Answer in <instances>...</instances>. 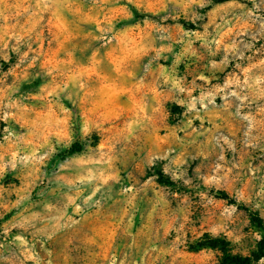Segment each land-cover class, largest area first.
I'll list each match as a JSON object with an SVG mask.
<instances>
[{"label": "rangeland", "instance_id": "1", "mask_svg": "<svg viewBox=\"0 0 264 264\" xmlns=\"http://www.w3.org/2000/svg\"><path fill=\"white\" fill-rule=\"evenodd\" d=\"M249 211L264 0H0V264H264Z\"/></svg>", "mask_w": 264, "mask_h": 264}, {"label": "trees", "instance_id": "2", "mask_svg": "<svg viewBox=\"0 0 264 264\" xmlns=\"http://www.w3.org/2000/svg\"><path fill=\"white\" fill-rule=\"evenodd\" d=\"M214 3H224L229 0H213ZM83 150V146L78 143L74 142L70 148L67 149V156L73 155L77 152H80ZM224 198H228V195L225 194ZM246 210H249L248 207H244ZM251 220L257 224V226L264 229V220L262 217H260L257 213L253 211H249ZM211 246V247H220V249L223 252V255L219 262L217 264H257L263 254L254 253L252 255H240V254H234L231 251L230 243L221 237H207L206 240H204L201 243V246ZM260 251L264 252V237L260 241Z\"/></svg>", "mask_w": 264, "mask_h": 264}]
</instances>
